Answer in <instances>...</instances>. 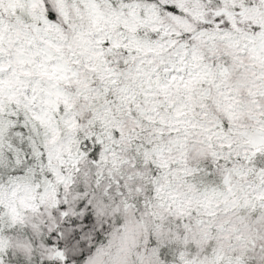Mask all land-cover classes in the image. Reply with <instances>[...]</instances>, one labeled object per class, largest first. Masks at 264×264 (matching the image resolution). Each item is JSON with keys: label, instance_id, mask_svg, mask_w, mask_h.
<instances>
[{"label": "snow or ice", "instance_id": "6c2138e0", "mask_svg": "<svg viewBox=\"0 0 264 264\" xmlns=\"http://www.w3.org/2000/svg\"><path fill=\"white\" fill-rule=\"evenodd\" d=\"M0 264H264V0H0Z\"/></svg>", "mask_w": 264, "mask_h": 264}]
</instances>
